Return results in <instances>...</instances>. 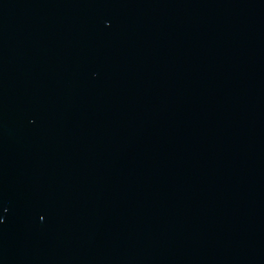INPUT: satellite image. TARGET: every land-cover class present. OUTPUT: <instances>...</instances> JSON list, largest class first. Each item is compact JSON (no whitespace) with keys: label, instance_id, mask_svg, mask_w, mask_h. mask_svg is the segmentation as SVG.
I'll use <instances>...</instances> for the list:
<instances>
[{"label":"water","instance_id":"95a60500","mask_svg":"<svg viewBox=\"0 0 264 264\" xmlns=\"http://www.w3.org/2000/svg\"><path fill=\"white\" fill-rule=\"evenodd\" d=\"M0 264H264V0H0Z\"/></svg>","mask_w":264,"mask_h":264}]
</instances>
